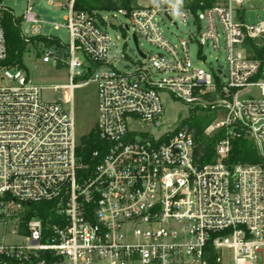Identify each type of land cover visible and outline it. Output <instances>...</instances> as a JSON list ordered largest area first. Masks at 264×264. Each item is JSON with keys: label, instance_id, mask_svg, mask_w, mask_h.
<instances>
[{"label": "built area", "instance_id": "2783aa9c", "mask_svg": "<svg viewBox=\"0 0 264 264\" xmlns=\"http://www.w3.org/2000/svg\"><path fill=\"white\" fill-rule=\"evenodd\" d=\"M7 1L0 0V264H264V128L254 126L264 117V81L257 78L262 62L248 44L264 47V20L245 22L246 11L260 10L250 6L260 0H220L197 11L190 0L175 8L156 3L92 13L76 10V0H20L27 4L22 23L32 27H21L29 43L42 37L36 2L67 10L66 24L54 26L70 35L68 46L57 40L67 49L71 83L54 101L44 100V89L23 69L2 66L8 57L3 16L18 19ZM174 15L184 23L193 19L202 59L206 45L220 49L222 28L226 74L195 67L190 41L181 40L182 55L166 41L161 26ZM122 17L129 24L111 21ZM114 28L133 31L142 55L132 71L108 62ZM140 39L168 54L145 53ZM42 47L44 63L63 64L58 46ZM85 75V83H74ZM88 83L97 87L102 146L83 162L74 92ZM253 89L260 96L239 98ZM163 94L191 109L224 112L208 130H225L215 163H195L188 127L161 130ZM136 123L146 127H130ZM241 138L254 142L260 162L230 167L225 160ZM43 202L55 203V220H26L27 207Z\"/></svg>", "mask_w": 264, "mask_h": 264}, {"label": "rangeland", "instance_id": "374dc122", "mask_svg": "<svg viewBox=\"0 0 264 264\" xmlns=\"http://www.w3.org/2000/svg\"><path fill=\"white\" fill-rule=\"evenodd\" d=\"M166 4L170 8L181 7L187 0H165ZM139 6L153 5V0H137ZM6 5L12 9L16 14L17 20L20 22L23 31L31 32V25L22 23V16L27 9V4L24 1L9 0ZM250 6L258 7V12L246 11L245 22L251 25H256L259 21L264 20V0H260L258 4L252 3ZM34 11L39 17L41 22L37 24L40 29L42 37H53L64 43L65 46L70 44V35L66 28H55V24H66L64 18L67 14V10L62 9L60 3L55 5L47 2H36L34 4ZM111 21L118 26L120 23H128V20L124 17L119 19L111 18ZM175 23L178 25L176 26ZM164 38L167 42L177 50L181 55L183 54V48L181 46V40L190 41V57L193 65L199 68H205L211 72L214 76L216 72L221 68L224 73H227V51L226 41L222 33V28H219V50H215L212 45H206L203 48L202 53L206 56L205 59L198 57V44L194 40H199V35L196 30V24L193 19L184 23L176 15L173 16V23L165 21L161 26ZM113 43L115 44L111 48L109 56V64L116 69L128 72L132 71L137 65L141 63L139 61V53L135 41L133 39V31L122 30L114 28L110 32ZM193 39V41H191ZM43 43H31L28 44L24 52L23 61L24 72L29 76L33 83L43 90V98L45 101L58 100L61 96V87L71 83V71L69 67H58L57 61L52 60L50 63H44L42 60V47ZM140 47L147 54H168L167 51L160 49L152 44H149L144 39H140ZM58 55L62 59L63 64L69 63L68 53L66 48L58 46ZM77 58L86 65H90L83 53H77ZM19 68V67H15ZM88 80L85 75L83 77L77 76L74 80L75 84H82ZM220 80L225 81L224 77ZM261 80L264 81V67L262 70ZM4 83V82H3ZM2 83V84H3ZM6 84V83H4ZM250 96L258 97L260 93L257 89L244 90L240 92L239 98L246 99ZM165 107L166 121L163 129L174 128L193 116L196 121L204 119H215L214 122L224 119V112L222 110L203 111L201 108L191 109L186 104L180 102L173 96L167 94L162 95ZM74 110L76 116L77 136L78 140L83 135L88 134L95 128L98 119V94L97 87L94 83H88L75 90L74 92ZM255 128H264V117L258 118V121L254 123ZM134 129L143 131L145 127L141 124H133L130 126ZM152 128V127H149ZM153 130V129H152ZM155 131V130H154ZM211 132V131H208ZM13 242H22V240H12Z\"/></svg>", "mask_w": 264, "mask_h": 264}, {"label": "trees", "instance_id": "16d2710c", "mask_svg": "<svg viewBox=\"0 0 264 264\" xmlns=\"http://www.w3.org/2000/svg\"><path fill=\"white\" fill-rule=\"evenodd\" d=\"M190 1V0H187ZM220 0H191L192 8L194 11L203 10L212 7ZM153 3L166 5L165 0H153ZM186 3V1H185ZM137 0H76L75 9L78 11H118L120 9H132L138 7ZM3 27L5 30L8 57L2 63L6 67H24L23 56L28 44L31 43H44L48 46H59L57 39L45 40L42 37H35L31 42H27L21 35L20 22L9 14L5 13L3 16ZM253 49L249 52L255 53V58H259L262 62V69L257 78L262 77V70L264 67V47L257 48L254 41L248 42ZM90 75H87L89 77ZM206 99H211L210 95H205ZM203 111H211V109L201 108ZM215 119L209 118L196 121L193 116L182 122L179 128L188 127L194 136V160L197 165L202 167L213 164L217 159V146L225 138V130L220 129L213 132H208L210 126L214 123ZM102 143L96 131V127L88 134L80 138V144L77 150L78 156L83 159V162H89L92 153L100 149ZM260 162V156L254 142L248 138L235 139L232 142V149L225 160L226 165L233 167L236 165L257 164ZM54 202H43L32 204L26 209L25 219L29 220L35 216L43 218L47 221L49 218L55 220Z\"/></svg>", "mask_w": 264, "mask_h": 264}, {"label": "water", "instance_id": "95a60500", "mask_svg": "<svg viewBox=\"0 0 264 264\" xmlns=\"http://www.w3.org/2000/svg\"><path fill=\"white\" fill-rule=\"evenodd\" d=\"M135 44H136V46H137L136 39H135ZM137 49H138V46H137ZM139 53L142 55V53H141L140 51H139ZM57 66H58V67H67V65L62 64L61 62H57Z\"/></svg>", "mask_w": 264, "mask_h": 264}]
</instances>
